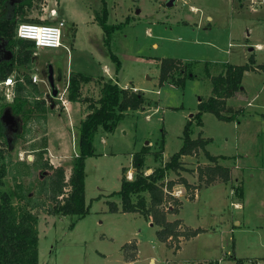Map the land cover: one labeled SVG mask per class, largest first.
Returning <instances> with one entry per match:
<instances>
[{"label":"rangeland","instance_id":"obj_1","mask_svg":"<svg viewBox=\"0 0 264 264\" xmlns=\"http://www.w3.org/2000/svg\"><path fill=\"white\" fill-rule=\"evenodd\" d=\"M168 1L105 0L108 23L130 19L112 33L110 50L94 19V12L101 11L102 0H33L24 12L23 17L31 21L56 24L63 20L62 40L68 49H36L30 68L16 64L10 74L16 79L36 73L45 80L51 65L57 90L52 95L49 81L36 83L41 92L38 98L44 99L50 110L46 122L31 121L29 129L17 135L20 119H9L7 151L13 162L31 164L38 149L43 148L42 162L62 166L65 180L68 179L72 158L78 152V125L87 113L85 102L72 103L67 113V91L58 95L67 87L70 72L92 77L81 85L82 98L96 99L107 78L121 88L141 91L144 96V106L124 113L113 131L100 127L94 135V154L85 159L88 213L75 219L35 211L38 264H216L218 257L230 259L233 252L244 263L257 257L264 264V72L260 69L245 72L242 92L226 101L232 109H242L238 120H219L205 112L202 125L193 126L192 136L200 134L209 139L205 149L218 156L216 161L208 160L204 151L198 150L181 158L185 170L171 172L166 178L176 182L172 194L182 201L187 199L188 190L180 178L191 185L199 184L196 190L191 189L195 196L199 192L195 202L184 200L177 214L166 215L169 220L177 217L191 227L202 228L204 231L197 238L173 252L156 237L158 226L150 225L144 216L108 211V201L119 204V196L109 194L119 189L122 173L128 179L133 177V154L148 146L144 161L147 173L148 169L163 165L178 150L183 127L197 111L198 100L211 93L208 74L221 72L223 63L244 64L249 47L255 48V61L264 62V0H175L167 6ZM50 8H56L55 16L50 15ZM257 43L261 46L257 47ZM110 51L120 61L118 71ZM162 57L179 58L188 64L187 70L193 76L186 78L184 87L175 84L178 72L159 83L158 59ZM0 92L4 97L1 89ZM4 100L12 101L5 97ZM48 118L52 124L49 135ZM49 142L55 155L48 151ZM215 164L229 168L230 180L217 179L210 185H205L204 180L199 182L198 168ZM29 172L25 182L36 179L33 185L37 188L41 181L39 171ZM52 172L47 169L48 174ZM5 182L12 185L10 175L5 176ZM133 240L138 248L136 258Z\"/></svg>","mask_w":264,"mask_h":264},{"label":"trees","instance_id":"obj_2","mask_svg":"<svg viewBox=\"0 0 264 264\" xmlns=\"http://www.w3.org/2000/svg\"><path fill=\"white\" fill-rule=\"evenodd\" d=\"M102 3L101 11L94 12V19L102 29L104 44L110 50L112 33L123 28L130 19L126 17L123 21L108 23L109 10L105 0ZM32 4L33 0H0V80L12 74L16 64L31 67L34 43L16 39L15 29L19 21H31L23 15ZM109 55L118 71L119 59L111 51ZM158 61L159 83L172 78L178 72L180 76L175 84L184 87L186 78L193 76L191 70H187L188 64L182 63L179 58L162 57ZM259 69L264 72V62L256 64L253 54H250L244 64L223 63V70L216 75H209L205 70L211 81V93L206 99L198 101L197 111L186 121L178 150L150 173H146L144 169L148 146H143L133 154V177L128 179L122 173L119 189L109 194L119 196L120 207L115 202L108 201V211L138 213L147 219L151 218L153 224L158 226L156 237L167 245L174 246V249L179 248L182 240H188L204 231L200 227L182 225L181 219H167V213L177 212L182 201L172 194L176 182L166 178L171 172L185 170L181 158L198 150L204 151L208 160L216 161L218 156L211 155L205 149L209 139L200 134L192 136L193 126L202 125V114L205 112L212 113L219 120H238L242 109L234 110L227 106L226 101L242 92V76L245 72ZM18 78L16 76L11 102L5 101L0 92V264H38V216L35 211L44 210L47 214L56 216L70 215L75 219L88 213L89 206L85 203L84 193L85 159L94 154V135L100 127L107 132L113 131L126 111L137 110L143 106L144 96L141 91L121 88L115 80L107 78L103 79L96 99L82 98L81 85L92 77L80 72H70L67 100L87 103V113L78 125V152L72 158L70 175L65 180L62 166L52 167L48 161L42 162L43 148L38 149L31 164L20 160L13 162L7 151L10 145L8 123L11 119H20L17 122V135H22V132L29 129V122H46L50 112L45 100L38 98L41 92L31 82L29 75L24 74L29 88L18 81ZM6 119H10L8 123ZM159 147L162 153V140ZM30 169L39 171L41 181L37 188L33 185L36 179L25 182V176L29 175ZM47 169H53L52 174H48ZM122 171L125 168L122 167ZM6 175L11 176L12 185L6 184ZM217 179L223 182L230 180L227 166L215 164L198 168L199 182L204 180L205 185H210ZM180 182L188 190L187 198L193 199V190L199 188V184L191 185L183 177Z\"/></svg>","mask_w":264,"mask_h":264},{"label":"built area","instance_id":"obj_3","mask_svg":"<svg viewBox=\"0 0 264 264\" xmlns=\"http://www.w3.org/2000/svg\"><path fill=\"white\" fill-rule=\"evenodd\" d=\"M49 13L50 15L55 16L57 14L56 8H50ZM63 26H64L63 20H60L56 24L45 22L44 20L42 21H19L15 29V38L20 39V40L32 41L34 43V47H33L34 52L36 49H39V48L63 47L64 49L67 50L68 46H66L62 40V30L61 29ZM47 76H48V70H47ZM30 78H31V82L35 84L41 80L42 81L46 80L48 82L47 77L44 80L42 78H39V76L36 73H32ZM18 81H20L25 87H28V83L26 82L24 77L19 76ZM15 82H16V79H14L12 75H9L5 77L4 79L0 80V89L3 91L4 97L7 100H12V98L14 97L13 87H14ZM66 91H67V87L65 88L64 92H59L58 95L60 96L61 94L66 93ZM67 101L68 100L66 99V104H67ZM66 104L65 103L63 104L65 108H66L65 106Z\"/></svg>","mask_w":264,"mask_h":264},{"label":"crops","instance_id":"obj_4","mask_svg":"<svg viewBox=\"0 0 264 264\" xmlns=\"http://www.w3.org/2000/svg\"><path fill=\"white\" fill-rule=\"evenodd\" d=\"M192 7V9L193 10H197V7L196 6H191ZM58 14H60L59 12H58ZM208 18H210L209 16H208ZM65 25V24H64ZM64 27V26H63ZM62 27V28H63ZM62 30V29H61ZM62 39H64V36H63V31H62ZM65 44V43H64ZM259 46H261L260 44H258L257 43V47H259ZM59 48H63V47H59ZM64 49V48H63ZM255 50V48L254 47H249L248 48V50H247V53L246 54H248V56L250 55V54H253V56H254V53H253V51ZM228 64H231V63H228ZM256 64H260V63H257L256 62ZM106 70V69H105ZM70 71H73V70H70ZM107 71V70H106ZM75 72V71H74ZM247 73V72H246ZM135 86V88L137 87L136 85H134ZM137 88H139V87H137ZM159 91L157 90V93H158ZM231 98V97H230ZM199 101V100H198ZM72 103H76V104H78V102H71V101H67V113H68V111H69V105H71ZM198 103V102H197ZM144 106V105H143ZM138 110V109H137ZM79 111H80V108H79ZM130 111V110H129ZM127 112V111H126ZM125 112V113H126ZM50 125H51V127H52V124H51V122H50V118H48V120H47V127L49 128H47V135H49V133L51 132V127H50ZM206 138V137H205ZM50 139V136H48V140ZM51 140V139H50ZM54 147H53V145H51V142H49V146H48V151H49V153L51 154V155H55V152H53L52 151V149H53ZM198 194H199V192H198ZM198 194H196L197 196H198ZM197 196H195V194H194V198L193 199H184L185 201H193V202H195L197 199L196 198H199V196L197 197ZM183 200V201H184ZM182 201V200H181ZM183 201H182V204H181V206L179 207V209L182 207V205H183ZM117 202H119V200L117 201ZM242 205L245 207V203H242ZM118 206H119V204H118ZM178 209V210H179ZM118 212H121V211H118ZM178 212V211H177ZM177 212H175V213H173V214H177ZM127 213V212H126ZM136 214V213H135ZM174 219H181V218H174ZM148 221H149V223H150V225H152L153 223H152V221H151V219H148ZM181 222H182V225H185V226H189V225H187V224H185L183 221H182V219H181ZM235 223H239V221H235ZM154 225V224H153ZM189 227H191V226H189ZM191 228H197V227H191ZM200 233H198L196 236H194V237H192V238H190V239H188V240H193V239H195V238H197L198 237V235H199ZM188 240H182L181 242H180V246H179V248L178 249H174L173 247H171V246H169V245H167L165 242H163L166 246H168V247H170L172 250H173V252H176V251H178L180 248H181V246L186 242V241H188ZM136 240H133V242H134V244H135V247H136V255H135V257L134 258H136L137 257V253H138V248H137V243L135 242ZM130 242H132V241H130ZM130 242H127V243H130ZM126 244V243H125ZM234 248V247H233ZM234 253V252H233ZM233 253H232V256L230 255L229 257H231L230 259H228V257L226 258V257H218V259L216 260V264L218 263V264H233V263H236V261H238V263L239 264H241V260L239 261V258H237L235 255H233ZM134 258H128V259H126V260H130V259H134ZM134 260H130V262H133ZM153 260H151V262H152ZM254 261V262H253ZM243 264H263V261L261 260V258H258L257 259V257H255V258H253V259H251L249 262H242Z\"/></svg>","mask_w":264,"mask_h":264},{"label":"water","instance_id":"obj_5","mask_svg":"<svg viewBox=\"0 0 264 264\" xmlns=\"http://www.w3.org/2000/svg\"><path fill=\"white\" fill-rule=\"evenodd\" d=\"M174 1H175V0H169V1L167 2V6H171V5L173 4ZM47 78H48V81H49V85H50V88H51V93H52V95H56V94H57V90H56V88H55V86H54L53 68H52L51 65H48V76H47ZM6 120H7V119H6ZM8 120H9V119H8ZM8 120H7V123H8ZM150 172H151V170L148 169V170H147V173H150Z\"/></svg>","mask_w":264,"mask_h":264},{"label":"bare ground","instance_id":"obj_6","mask_svg":"<svg viewBox=\"0 0 264 264\" xmlns=\"http://www.w3.org/2000/svg\"><path fill=\"white\" fill-rule=\"evenodd\" d=\"M49 87H50V85H49Z\"/></svg>","mask_w":264,"mask_h":264}]
</instances>
